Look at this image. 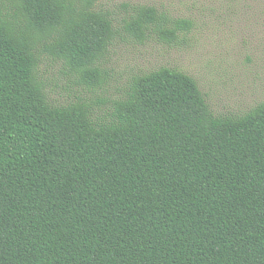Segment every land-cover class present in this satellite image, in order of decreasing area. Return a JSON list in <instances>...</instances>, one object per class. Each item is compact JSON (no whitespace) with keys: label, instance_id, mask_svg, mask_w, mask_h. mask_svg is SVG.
<instances>
[{"label":"trees","instance_id":"trees-1","mask_svg":"<svg viewBox=\"0 0 264 264\" xmlns=\"http://www.w3.org/2000/svg\"><path fill=\"white\" fill-rule=\"evenodd\" d=\"M193 25L150 2L0 0V264H264V101L217 113L169 65L109 87L117 44Z\"/></svg>","mask_w":264,"mask_h":264},{"label":"rangeland","instance_id":"rangeland-1","mask_svg":"<svg viewBox=\"0 0 264 264\" xmlns=\"http://www.w3.org/2000/svg\"><path fill=\"white\" fill-rule=\"evenodd\" d=\"M125 1L154 3L172 15L190 16L194 25L174 46L155 39L117 44L107 59L110 89L121 86L138 69L169 65L191 75L217 113H241L264 101L263 0H244L233 14L218 17L200 16L185 7L191 0ZM46 70L50 82L58 85L54 97H66L64 86L73 85L63 76L62 64L53 62Z\"/></svg>","mask_w":264,"mask_h":264}]
</instances>
